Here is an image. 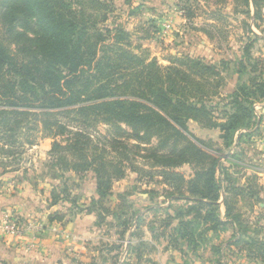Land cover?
<instances>
[{
    "label": "trees",
    "instance_id": "obj_1",
    "mask_svg": "<svg viewBox=\"0 0 264 264\" xmlns=\"http://www.w3.org/2000/svg\"><path fill=\"white\" fill-rule=\"evenodd\" d=\"M113 1L0 0V168L9 172L6 158L34 146L32 134L40 125L62 140H55L49 152L53 167L80 178L94 174L98 199L79 213H97L100 226L110 225L108 217L117 220L110 230L121 240L131 238L128 249L138 260L144 247L139 241L141 214L128 215L121 206L119 212L110 211L103 204L128 169L140 180L160 179L167 189L164 197L170 206L158 208L168 213L159 237L168 236L175 247L184 240L196 250L231 228L234 241L228 245L243 243L264 264V238L259 237L264 229L251 237L235 203L240 197L259 202L262 188L256 176L236 184L228 166L236 155L225 153L259 131L256 105L264 101V59L255 62L250 52L259 36L244 22L254 41L243 49L237 88L221 99V109L213 100L221 97L222 72L191 57L172 58L170 66L162 67L156 59L135 53L123 28L106 27L115 12ZM233 2L237 13L261 28L264 0ZM30 21L37 31H29ZM247 59L254 64L245 65ZM248 67L258 75L242 82ZM191 121L218 130L223 145L198 138L189 129ZM99 125L108 127L107 134L97 130ZM9 145L18 149L5 148ZM138 158L145 164L136 166ZM186 165L192 170L189 177L179 172ZM71 195L67 184L52 187L49 207L71 200L75 210L77 199ZM179 202L186 207L173 215V203ZM62 215L55 212L49 221ZM120 249L113 245L110 250ZM212 251L221 253V248L213 245Z\"/></svg>",
    "mask_w": 264,
    "mask_h": 264
},
{
    "label": "rangeland",
    "instance_id": "obj_2",
    "mask_svg": "<svg viewBox=\"0 0 264 264\" xmlns=\"http://www.w3.org/2000/svg\"><path fill=\"white\" fill-rule=\"evenodd\" d=\"M113 3L115 4V12L110 15L106 27L110 29L117 26L123 28L130 35V48L135 53L143 56L147 55L149 59H156L162 67L170 66L172 58L191 57L200 59L205 64L213 65L220 70L222 72L221 82L224 86L220 90L221 97H215L213 105H218L221 109L224 107V101L221 99L231 95L237 88V72L239 62L244 56L243 49L251 41H254L244 22L250 25L251 29L259 36L250 51L253 61L264 59V6L262 8L263 20L260 22L261 28L257 29L250 18L237 13L233 0H228L225 5L216 4L215 0H114ZM29 29V31H37L36 25L31 21L29 22ZM253 61L247 59L245 65H253ZM247 73L242 77V82H248L251 77L258 75L251 74L249 67ZM260 104L256 105L257 111ZM36 127H38L37 130L32 134L35 142L34 146H24L23 149L16 151L13 158H6L5 163L11 166L9 172L4 174V168H0V197L19 187L20 178L33 184L36 188L47 187V189L49 188L48 191L52 190L54 186L62 187L67 184L72 191L70 199L73 197L77 199L75 205L77 208L73 210L71 200H63L55 206L59 209L52 213L60 212L63 214L62 219H55L51 222H55L57 232L63 239L71 241L74 236L66 231L65 224L70 223L76 215L84 213H79L83 206H89L91 201L98 199L97 191L96 195L92 197L76 196L74 192L76 189H81L82 186L92 190V182L96 186V180H92V172L80 178L69 172L63 174L53 167L49 152L55 140L58 142L62 140L60 138L55 139L50 132L44 131L40 125ZM189 129L200 139L212 140L220 146L224 143L219 138L220 132L218 130H202V127L194 121L189 123ZM97 130L102 134H107L109 129L107 126L99 125ZM260 139L257 132L253 137L243 138L238 142L239 144L236 142L231 149H225L227 155H236L232 164L228 165L231 167L233 181L241 185L250 176H256L259 186L262 188L259 202L250 201L244 197L236 199L237 201L234 200L238 205L236 214L241 215L240 221L243 222L244 226L250 227L249 235L251 237L258 236L254 235L258 228L264 229V159L260 160V155H264V140ZM131 143L134 144V141H131ZM154 145H156V140ZM16 147L9 145L5 148L17 150ZM144 164L145 161L141 158L135 160V165L138 167ZM179 172L187 177L192 174L191 168L187 165L180 168ZM159 181L160 179L153 181L140 180L136 173L128 169L124 179L114 182L112 194L103 201V204L114 212H119L118 207L121 206L123 213L131 215L134 211L131 199H129L130 193H137L139 199L142 200L143 193L158 189L159 192L151 193L150 196L153 197L155 194V196L163 195L164 197V189L166 188L158 183ZM40 191L44 192V190ZM179 207H186V204L184 202L175 203L172 209L173 215L179 211ZM5 213L0 205V226L4 225V232H18L24 227L20 223V216L15 215L13 212ZM165 213L155 217L159 227L162 225V219H165L168 215V213ZM8 214H12V216L6 217ZM52 214H50L48 220ZM109 220H112V223ZM107 221L110 225L104 224L105 226L111 228L112 225H117V220L112 217H108ZM43 231L41 227L39 232L43 233ZM114 231L112 229V235H115ZM229 231L231 229H227L222 233L225 238L231 235ZM158 234H160V231ZM116 237L118 239L117 243L115 242L113 245H121L123 250L124 241L128 239V236L126 235L123 240L119 236ZM259 237L264 238V231ZM210 243H212V239L208 240L207 245ZM218 245L221 248V253L214 251L218 262L224 264H258L251 257L252 251L243 243L239 246L215 244V246ZM109 249H111L110 246Z\"/></svg>",
    "mask_w": 264,
    "mask_h": 264
},
{
    "label": "crops",
    "instance_id": "obj_3",
    "mask_svg": "<svg viewBox=\"0 0 264 264\" xmlns=\"http://www.w3.org/2000/svg\"><path fill=\"white\" fill-rule=\"evenodd\" d=\"M257 113L258 134L260 140H264V102L258 106ZM202 130L206 129L202 128ZM261 159H264L263 154L260 155ZM91 178L95 180L94 174ZM48 189L47 187L36 188L20 178L19 187L0 197V205L6 212L5 214L13 212L20 216V223L24 226L18 232L13 233L4 232V225L0 226V264H118L123 256L122 249L117 252L109 249V246L111 248L118 239L116 235H112V229L110 230L108 226L97 224L96 213L84 212L76 215L70 223L65 224L66 231L74 236L73 240L66 241L58 234L55 222L48 220L50 214L59 209L49 207L51 189L50 191ZM156 192L159 190L153 189V191L143 193L142 200L139 199L137 193H130L129 199H131L133 211L142 216L139 241L143 242L144 247L140 251V260L135 253L129 251L126 263L224 264L216 260L217 256L212 251V246L233 243V229L230 228L231 235L227 238L222 234L219 239H212V243L196 250L189 247L184 240H179L175 247L170 243L168 236H158L159 226L155 217L163 213L158 208L169 207L170 201L163 195L150 196L151 193ZM74 194L84 197L95 196V183L92 182V190L82 186L81 189H76ZM222 213L224 214L223 208ZM10 216L12 214L6 217ZM109 222L112 223V220ZM41 227L44 230L43 233L39 232Z\"/></svg>",
    "mask_w": 264,
    "mask_h": 264
},
{
    "label": "built area",
    "instance_id": "obj_4",
    "mask_svg": "<svg viewBox=\"0 0 264 264\" xmlns=\"http://www.w3.org/2000/svg\"><path fill=\"white\" fill-rule=\"evenodd\" d=\"M135 228H136V225L134 224L131 228H130V233H133L135 231ZM69 237V236H67ZM132 243L131 241V238L128 237L127 240L124 241V245H123V256L121 257V259L119 260V263L118 264H126V261H127V257H128V254H129V245Z\"/></svg>",
    "mask_w": 264,
    "mask_h": 264
}]
</instances>
